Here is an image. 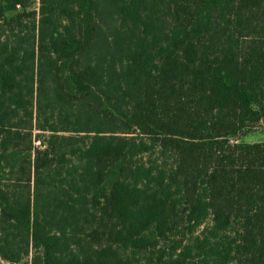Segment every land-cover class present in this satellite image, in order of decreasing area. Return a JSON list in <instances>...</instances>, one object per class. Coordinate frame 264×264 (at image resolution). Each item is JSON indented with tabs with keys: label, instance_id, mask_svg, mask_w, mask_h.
Instances as JSON below:
<instances>
[{
	"label": "trees",
	"instance_id": "trees-1",
	"mask_svg": "<svg viewBox=\"0 0 264 264\" xmlns=\"http://www.w3.org/2000/svg\"><path fill=\"white\" fill-rule=\"evenodd\" d=\"M264 0H0V264H264Z\"/></svg>",
	"mask_w": 264,
	"mask_h": 264
},
{
	"label": "rangeland",
	"instance_id": "rangeland-1",
	"mask_svg": "<svg viewBox=\"0 0 264 264\" xmlns=\"http://www.w3.org/2000/svg\"><path fill=\"white\" fill-rule=\"evenodd\" d=\"M247 142H259L264 141V128L260 124L251 128L247 134L242 136L241 138Z\"/></svg>",
	"mask_w": 264,
	"mask_h": 264
}]
</instances>
